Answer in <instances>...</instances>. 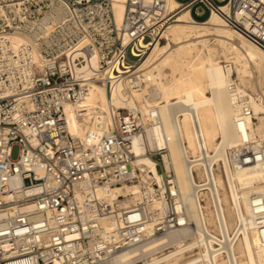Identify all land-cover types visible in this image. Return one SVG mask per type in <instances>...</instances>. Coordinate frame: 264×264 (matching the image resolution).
Returning a JSON list of instances; mask_svg holds the SVG:
<instances>
[{
    "label": "built area",
    "instance_id": "1",
    "mask_svg": "<svg viewBox=\"0 0 264 264\" xmlns=\"http://www.w3.org/2000/svg\"><path fill=\"white\" fill-rule=\"evenodd\" d=\"M179 1L127 0L118 25L112 0H0V264H112L181 226L175 173L160 184L135 166L141 113L117 109L115 128L85 139L66 113L94 81L139 90L135 66L185 9L217 12L264 50V0ZM124 184L138 187L129 204L101 195Z\"/></svg>",
    "mask_w": 264,
    "mask_h": 264
},
{
    "label": "bare ground",
    "instance_id": "2",
    "mask_svg": "<svg viewBox=\"0 0 264 264\" xmlns=\"http://www.w3.org/2000/svg\"><path fill=\"white\" fill-rule=\"evenodd\" d=\"M126 1L112 0L118 25ZM179 2L167 0L170 9ZM135 69L139 90L129 93L119 83L110 91L94 81L79 105L66 106L68 130L81 139L115 128L117 109L141 113L135 166L160 184L175 173L181 226L119 252L112 264L134 255L140 264H264V50L217 12L201 21L185 9ZM137 192L124 184L101 195L129 204ZM154 247L165 251L156 255Z\"/></svg>",
    "mask_w": 264,
    "mask_h": 264
},
{
    "label": "rangeland",
    "instance_id": "3",
    "mask_svg": "<svg viewBox=\"0 0 264 264\" xmlns=\"http://www.w3.org/2000/svg\"><path fill=\"white\" fill-rule=\"evenodd\" d=\"M207 16V12L205 13V15H203L201 18H205ZM232 236H233V232H232ZM168 248H170L169 246H168ZM170 249H172V247L170 248ZM169 249V250H170ZM192 254H194V253H192ZM241 258H244V257H241Z\"/></svg>",
    "mask_w": 264,
    "mask_h": 264
}]
</instances>
